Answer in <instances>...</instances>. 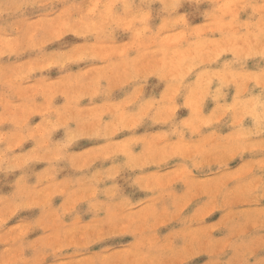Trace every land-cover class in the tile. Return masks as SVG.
<instances>
[{
	"label": "clouds",
	"instance_id": "1",
	"mask_svg": "<svg viewBox=\"0 0 264 264\" xmlns=\"http://www.w3.org/2000/svg\"><path fill=\"white\" fill-rule=\"evenodd\" d=\"M83 4L0 0V264H264V0Z\"/></svg>",
	"mask_w": 264,
	"mask_h": 264
},
{
	"label": "rangeland",
	"instance_id": "2",
	"mask_svg": "<svg viewBox=\"0 0 264 264\" xmlns=\"http://www.w3.org/2000/svg\"><path fill=\"white\" fill-rule=\"evenodd\" d=\"M89 4H95V0H84L83 7H85V8L87 9V7L89 6ZM206 7H208V5H206V4H205V5H201V11H202L204 8H206ZM158 8H159V5H158V4L153 6V9H154V15H155V10L158 9ZM117 10L119 11V9H117ZM180 11L189 13V20H190L191 23L195 24V23H200V22H202V19H203V18H202L201 16H199V15H194V14H192V8H191V6H189L187 3L184 4V5L181 7ZM158 22H159L158 19H154V21H153V25L155 26V24L158 23ZM125 26H127V25H125ZM117 36H118V39H126V38H127V36H121L120 34H117ZM66 39L71 40L72 38L69 37V38H66ZM75 42L79 43L80 41L77 40V41H75ZM49 47H50V48H51V47H54V45L49 46ZM262 63H264V62H262ZM255 65H256V61H250V62H249V67H250V68H255ZM89 67H91V68H96V67H99V66H98V65H89ZM53 76H55V73H53ZM150 90H151V89H150ZM57 91H62V89H58V88H56L55 86H53V87H51V88L49 89V95H51L52 93H55V92H57ZM59 102H62V100H61L60 98L57 99V103H59ZM17 103H18V101H17ZM41 107H44V106L41 105ZM209 107H211L210 104H209ZM11 110H12V109H10V111H11ZM25 114H26V113H25ZM33 122H35V123L38 124V123H39V117H35ZM86 146H89L88 142H82L81 147H86ZM8 179H11V177H8ZM4 190H5V191H8V190H10V189L5 188ZM56 202L59 203V198H57V201H56ZM80 207H81V208H84V207H86V205H81ZM87 218H88V217H84V219H87ZM217 218H218V217H217ZM204 259H206V257L197 258V260L194 261V264H203Z\"/></svg>",
	"mask_w": 264,
	"mask_h": 264
}]
</instances>
